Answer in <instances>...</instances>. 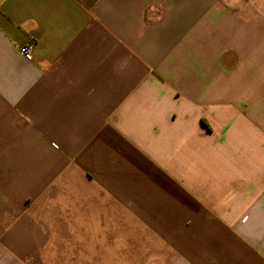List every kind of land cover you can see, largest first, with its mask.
<instances>
[{"label": "crops", "instance_id": "1", "mask_svg": "<svg viewBox=\"0 0 264 264\" xmlns=\"http://www.w3.org/2000/svg\"><path fill=\"white\" fill-rule=\"evenodd\" d=\"M0 264H264V0H0Z\"/></svg>", "mask_w": 264, "mask_h": 264}, {"label": "built area", "instance_id": "2", "mask_svg": "<svg viewBox=\"0 0 264 264\" xmlns=\"http://www.w3.org/2000/svg\"><path fill=\"white\" fill-rule=\"evenodd\" d=\"M35 44H36L35 40H31L29 43L21 47V52L24 55L25 59L28 61L33 60V51L35 48Z\"/></svg>", "mask_w": 264, "mask_h": 264}]
</instances>
